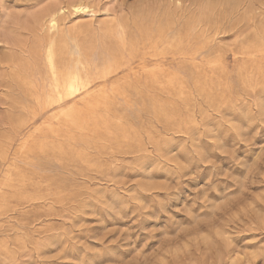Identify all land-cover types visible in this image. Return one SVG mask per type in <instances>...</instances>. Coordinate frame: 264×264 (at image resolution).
I'll use <instances>...</instances> for the list:
<instances>
[{
  "label": "rangeland",
  "instance_id": "rangeland-1",
  "mask_svg": "<svg viewBox=\"0 0 264 264\" xmlns=\"http://www.w3.org/2000/svg\"><path fill=\"white\" fill-rule=\"evenodd\" d=\"M0 264H264V0H0Z\"/></svg>",
  "mask_w": 264,
  "mask_h": 264
},
{
  "label": "bare ground",
  "instance_id": "bare-ground-1",
  "mask_svg": "<svg viewBox=\"0 0 264 264\" xmlns=\"http://www.w3.org/2000/svg\"><path fill=\"white\" fill-rule=\"evenodd\" d=\"M73 7L76 9V10H83L86 6L85 5H82L81 3H75L73 5ZM51 21H52V24H53V19L51 18Z\"/></svg>",
  "mask_w": 264,
  "mask_h": 264
}]
</instances>
